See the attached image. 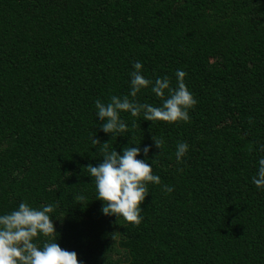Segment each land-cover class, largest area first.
I'll return each instance as SVG.
<instances>
[{
  "label": "trees",
  "instance_id": "16d2710c",
  "mask_svg": "<svg viewBox=\"0 0 264 264\" xmlns=\"http://www.w3.org/2000/svg\"><path fill=\"white\" fill-rule=\"evenodd\" d=\"M136 61L173 89L187 73L189 121L122 112L127 132L100 130L95 101L128 95ZM135 99L162 106L151 87ZM94 135L121 155L139 146L160 177L138 225L101 211ZM261 145L264 0H0V215L51 204L56 242L80 264H264Z\"/></svg>",
  "mask_w": 264,
  "mask_h": 264
},
{
  "label": "clouds",
  "instance_id": "9594fccd",
  "mask_svg": "<svg viewBox=\"0 0 264 264\" xmlns=\"http://www.w3.org/2000/svg\"><path fill=\"white\" fill-rule=\"evenodd\" d=\"M133 68L135 71L131 73L128 95H113L108 103L99 99L95 101L97 118L104 121L100 125L101 131L111 135L127 132V125L120 116L122 112L130 113L132 117L143 113L144 120L148 122L189 121V109L197 101L184 83L186 72L177 70V86L173 89L167 76L157 77L154 81L145 78L141 73V62H134ZM148 87H151L156 97L162 98V106L136 101L137 94ZM152 139L154 146L161 149L163 140L155 137ZM91 141L99 145L103 152L102 162L98 166L88 165L86 168L94 179L97 200L103 202L102 213L117 219L122 217L126 222L138 225L142 221L141 205L149 194L147 185H159L160 177L153 174L152 164L137 158L141 155L139 146L125 147L121 155L114 149L109 151V142L101 144L95 135ZM150 150L149 146H145L143 155L147 157ZM188 150L186 142L177 144L175 155L178 163ZM259 150L264 152V145ZM258 163V172L252 177V183L264 189V157ZM164 191L171 193L174 188L164 185ZM77 199L84 198L81 196ZM53 211L51 204L34 208L21 202L17 209L0 215V264H80L76 252L62 249L56 242L55 225L49 215ZM41 236L47 238L42 246L34 242Z\"/></svg>",
  "mask_w": 264,
  "mask_h": 264
}]
</instances>
